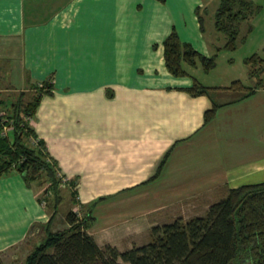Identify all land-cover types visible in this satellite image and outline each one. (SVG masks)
<instances>
[{
	"label": "crops",
	"instance_id": "1",
	"mask_svg": "<svg viewBox=\"0 0 264 264\" xmlns=\"http://www.w3.org/2000/svg\"><path fill=\"white\" fill-rule=\"evenodd\" d=\"M206 1L0 0V100L29 99L34 85L51 81L35 133L74 181L81 210L96 201L87 232L99 246H141L153 226L203 216L228 189L264 181V85L247 96L193 97L183 89L192 77L204 84L192 73L200 65L175 77L164 64L162 41L173 27L207 56L218 46L219 32L212 24L209 39L195 13ZM212 102L219 106L204 122ZM42 192L15 170L0 175L5 264L44 231Z\"/></svg>",
	"mask_w": 264,
	"mask_h": 264
},
{
	"label": "trees",
	"instance_id": "2",
	"mask_svg": "<svg viewBox=\"0 0 264 264\" xmlns=\"http://www.w3.org/2000/svg\"><path fill=\"white\" fill-rule=\"evenodd\" d=\"M258 8L250 0H219L213 14V26L225 35L223 47L236 48L237 24ZM200 11L197 6L195 13L200 29L204 31ZM162 45L165 67L175 77L189 76L187 66L199 64L204 72L215 66L216 53L203 54L191 43L181 40L174 27ZM244 61L249 66L250 78L255 79L253 86L240 80L224 86H206L192 77V84L183 90L193 97L209 96L212 90H230L247 96L264 85V57L252 54ZM32 88L34 93L28 100H25L24 92L7 102L0 100V175L15 170L27 185L43 186L39 202L44 200V207L50 211L49 220L43 226V238L26 255L23 264H264V181L228 189L203 216L186 220L177 217L172 222L153 226L149 241L141 246L124 251L109 244L99 246L87 232L93 222L91 209L96 201L82 213L74 181H63L64 176L33 126L41 98L52 94L53 84L44 81ZM218 106L212 102L204 112V122L214 117ZM5 124L9 128L6 135H2ZM168 152L159 163L156 175ZM63 186L70 189L73 207L79 206L81 215L77 216L72 207L65 215L67 226L52 230V221L62 202ZM0 264H5L1 257Z\"/></svg>",
	"mask_w": 264,
	"mask_h": 264
},
{
	"label": "rangeland",
	"instance_id": "3",
	"mask_svg": "<svg viewBox=\"0 0 264 264\" xmlns=\"http://www.w3.org/2000/svg\"><path fill=\"white\" fill-rule=\"evenodd\" d=\"M250 1L253 2V4L258 5L259 8L252 12L246 20L237 24L238 35L236 38V48L232 50L223 47V44L226 42L223 33L219 32V35L221 36L220 41L213 38V28L211 25L213 24L212 19L214 10L216 9L219 0H207L204 7L201 8V16L204 19L203 25L207 37L211 40H216L215 42H219L217 43L218 46H222L219 50L214 49L211 51L210 55L216 53V58L215 66L210 71L204 72L202 68H200L199 70H194L192 72L193 75L197 76L199 80H202L204 84L217 82L227 85L233 80H240L247 86H253L255 83V79H252L249 76V66L244 60L252 54H258L259 56L264 57V0ZM61 195L62 202L51 224L53 230L63 229L67 226L65 215L66 212L73 207L70 190L63 186ZM35 234V236L31 235L29 237L30 240H27L26 244L21 245L19 249L15 247L10 250L13 251L18 249L20 251L19 257L15 261H11L13 264H23L26 253L39 243L44 236V231L39 229ZM25 248L26 251L23 252ZM7 261L10 262L9 260Z\"/></svg>",
	"mask_w": 264,
	"mask_h": 264
},
{
	"label": "built area",
	"instance_id": "4",
	"mask_svg": "<svg viewBox=\"0 0 264 264\" xmlns=\"http://www.w3.org/2000/svg\"><path fill=\"white\" fill-rule=\"evenodd\" d=\"M2 112H0V114H1ZM8 125H3V129H2V135H6V133H7V131H8ZM67 179H66V177H64V179H63V181L65 182ZM41 205H45V201L43 200V201H41ZM74 212H75V214H77V216H80L81 215V213H80V207L79 206H75V207H73V209H72Z\"/></svg>",
	"mask_w": 264,
	"mask_h": 264
},
{
	"label": "bare ground",
	"instance_id": "5",
	"mask_svg": "<svg viewBox=\"0 0 264 264\" xmlns=\"http://www.w3.org/2000/svg\"><path fill=\"white\" fill-rule=\"evenodd\" d=\"M5 119V118H4ZM11 131V130H10Z\"/></svg>",
	"mask_w": 264,
	"mask_h": 264
}]
</instances>
